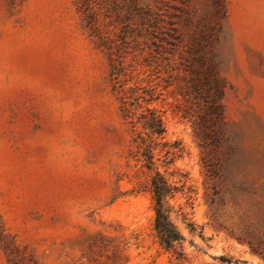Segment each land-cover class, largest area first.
<instances>
[{"label": "rangeland", "instance_id": "1", "mask_svg": "<svg viewBox=\"0 0 264 264\" xmlns=\"http://www.w3.org/2000/svg\"><path fill=\"white\" fill-rule=\"evenodd\" d=\"M103 1L91 7L115 2ZM165 1L138 0L149 15L125 34L101 14L96 36L78 0H0V264L11 241L41 264H179L155 229L143 131L122 115L112 60L138 114L165 124L156 166L181 189L184 264H264V0H226L206 48L208 2ZM164 142L182 150L167 172Z\"/></svg>", "mask_w": 264, "mask_h": 264}, {"label": "trees", "instance_id": "2", "mask_svg": "<svg viewBox=\"0 0 264 264\" xmlns=\"http://www.w3.org/2000/svg\"><path fill=\"white\" fill-rule=\"evenodd\" d=\"M115 2L110 8L101 13V9L94 10L91 7V0H78V10L83 17L86 27L90 30L92 35H99L98 24L100 22L101 14H104L106 18L112 19L113 23L123 25L121 32L123 34L129 29L130 22L136 18L145 20V17L149 15V11H145L139 6L138 0H114ZM175 1V0H174ZM183 5L191 2V0H179ZM211 8V12L208 14V18H202L198 22L199 31L203 37H207L205 48L210 47L211 41H216L219 33L222 30L223 22L227 18V4L226 0H206ZM100 3H104L101 0ZM98 5H101V4ZM168 4L164 0V5ZM186 18L184 19V27L189 28L193 25L194 17L187 10L184 11ZM174 25V24H171ZM173 31H176L173 28ZM205 39V40H206ZM203 58H201V62ZM112 73L111 76L115 81L114 89L120 95V109L124 119L129 120L130 124L135 128L141 127L143 132H140L134 138V144L136 145L137 152L135 158L142 164V168L147 170L151 174L149 183V193L152 195V200L155 209V229L159 235L162 246L167 252L172 253L175 260L179 264H184L187 261L186 254L184 252L185 238L182 233L175 226L172 215L174 213L173 207L170 201L175 198L181 189L177 185L170 183L169 179L157 168L156 150L159 146L158 141L165 139L166 127L163 123L161 116L158 112L150 107H147L141 114L137 112V104L141 97L133 94L134 89L126 91L124 85L121 84L120 77L122 73L121 64L116 61H111ZM203 65H207V62H203ZM207 69L213 77H216L214 67L208 64ZM216 93L212 98L211 103L213 108L212 113L218 120L224 119V112L222 105L220 104L223 96L222 89L217 84L215 78ZM200 91V90H199ZM150 100L147 101L149 103ZM164 148L169 147L164 156L163 167L169 170L173 165V162L177 157L182 155V150L179 148L180 144L176 143L173 146H169L167 142H164ZM186 220V218H184ZM189 228L194 230L193 224L188 225ZM8 255V261L10 264H41L34 255L28 254L27 248H21L14 241H11L6 248Z\"/></svg>", "mask_w": 264, "mask_h": 264}]
</instances>
